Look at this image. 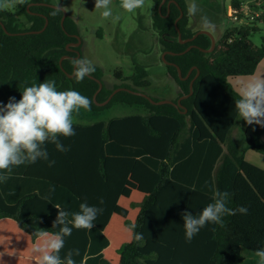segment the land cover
Returning <instances> with one entry per match:
<instances>
[{"label":"trees","instance_id":"obj_1","mask_svg":"<svg viewBox=\"0 0 264 264\" xmlns=\"http://www.w3.org/2000/svg\"><path fill=\"white\" fill-rule=\"evenodd\" d=\"M148 1L155 6L152 26L161 51L177 54L166 55V61L177 65L183 77L196 67L183 81L177 68L167 65V76L178 88L174 102L189 94L190 82L200 72L193 94L181 102L186 114L173 105H154L125 91L107 105H97L117 88L141 92L149 87L145 69L136 66L129 78L116 72L119 80H131L133 87L103 85L95 102L99 88L95 80L86 76L77 82L69 77L76 53L67 46L77 42L73 35H79L69 16L63 29L61 10L53 15L55 9L50 7L27 9L31 3L51 4L52 0L14 1L15 9L0 8V100L21 98L25 87L54 80L57 90L72 89L90 98V112H106L115 104L145 111L91 124L73 122L76 134L60 138L70 151L61 153L53 144L46 145L54 166L37 161L13 168L10 178L0 183V263L38 264L34 248L43 246L44 239L36 233L59 230L53 227L58 213L54 205L77 212L85 200L103 212L94 228L73 229L65 238L60 255L78 249L76 264H241L243 250L255 254L264 247V170L245 160L248 150L264 155V127L245 124L243 146L235 141L233 132L240 118L235 100L240 95L227 82L252 76L264 60V37L260 46L251 40L260 31L264 15L252 24L227 30L212 52H203L211 48L207 35L179 42L175 24L180 8L184 16L177 26L182 39L197 32L191 28L186 0H174L178 5L169 8L171 0H166L161 11L163 0ZM242 1L230 0V5L237 8ZM15 10L24 14L23 27ZM46 19L49 23L42 33H29L42 30ZM1 23L9 33L19 35L6 34ZM192 45L196 47L180 55ZM76 50L81 52V46ZM65 56L70 58L61 66ZM91 76L101 80L102 72L95 67ZM214 191H227V207L244 206L248 214L225 215L221 224L207 225L186 242L181 213H200L213 202ZM135 233L143 239L136 241Z\"/></svg>","mask_w":264,"mask_h":264},{"label":"clouds","instance_id":"obj_2","mask_svg":"<svg viewBox=\"0 0 264 264\" xmlns=\"http://www.w3.org/2000/svg\"><path fill=\"white\" fill-rule=\"evenodd\" d=\"M21 4L24 0H19ZM145 0H122V8L133 12L144 6ZM111 0H95V8L103 9L102 16H112ZM5 7H10L5 5ZM61 8L55 7L53 15ZM199 11L195 3L188 5L189 15H196ZM202 27H212L207 17L201 18ZM72 73L77 82H82L86 76L95 71L92 61L80 58L72 61ZM17 101L10 97L7 104L0 105V183L6 182L14 167L24 164H34L46 161L49 167L55 165V160L49 158L47 144H53L58 152L70 151L61 137L69 138L76 134L73 127V113L80 109L91 110L92 101L76 90L59 91L54 80L44 81L25 87ZM235 110L247 125L264 127V79H253L242 86L240 98L235 100ZM50 192L55 189L50 188ZM227 191L213 192V202L205 206L198 214L191 211L181 213L183 220L185 241L190 243L194 237L209 224H221L225 215L248 214V208L240 206L236 209L227 207L229 197ZM50 201L49 196L44 197ZM103 204V198L99 200ZM58 210L53 227L59 230L55 233L40 231L36 235L44 239L43 246L34 248L39 254L38 264H76L75 256H79L78 249H69L61 257L65 247V238L70 237L73 229L91 230L95 221L103 212V208L89 205L87 200L80 203L79 211L70 212L60 204H55ZM134 227V226H133ZM134 239H143L141 233H135ZM260 264H264V247L256 250Z\"/></svg>","mask_w":264,"mask_h":264},{"label":"rangeland","instance_id":"obj_3","mask_svg":"<svg viewBox=\"0 0 264 264\" xmlns=\"http://www.w3.org/2000/svg\"><path fill=\"white\" fill-rule=\"evenodd\" d=\"M14 1L19 2V0H0V8H6L5 5H9L10 7L6 9H15ZM186 3L187 8L189 4L195 3L199 9L196 15H189L192 21L191 28L208 31L216 42L227 30L238 26V23L232 21L229 16L230 0H186ZM51 4L61 7L66 13L68 12L67 16L77 25L78 36L82 41L81 57L92 61L94 66L101 70V81L104 86L112 88L115 85L125 84L133 87L131 80H119L115 74L121 71L125 78H129L133 75L135 67L140 66L147 72V80L150 82L149 87L140 89L141 92L158 100H174L178 97L176 83L167 76V65L162 59L163 52L159 51L156 60L153 59L151 49H148L149 46L140 39V34L146 28L141 17L150 11L154 12L155 6L152 1L145 0L144 6L133 12L119 11L111 2L112 16L109 18L102 16L103 9L95 8V0H52ZM15 13L23 27L24 14L17 10ZM202 17L208 18L212 25L211 28L202 27ZM258 25L260 31L253 33L251 40L260 46L262 37H264V23ZM24 27L26 26L24 25ZM154 40L155 46L160 49L156 37ZM137 51H140L141 55L135 53ZM145 54L147 57L144 56ZM253 79H264V69L252 77L229 78L227 82L240 95L242 86ZM19 99L16 97L17 101ZM8 100L9 98L5 101L0 100V105L7 104ZM144 113L145 111L138 107L115 104L110 110L101 113L80 109L73 113V122L91 124L101 120L108 121L114 117ZM244 124L245 121L239 118V126L233 132V138L240 146H243L244 143Z\"/></svg>","mask_w":264,"mask_h":264},{"label":"water","instance_id":"obj_4","mask_svg":"<svg viewBox=\"0 0 264 264\" xmlns=\"http://www.w3.org/2000/svg\"><path fill=\"white\" fill-rule=\"evenodd\" d=\"M165 3H166V0H163L162 3H161L160 6H159V11H161V8H162V6H163ZM171 4H176V5H178V3H177L176 1L171 0V1H169L168 4H167L168 8L170 7ZM32 5L44 6V7H50V8H52V9H55V7H56L55 5H53V4H48V3H31V4L28 6V8H29L30 6H32ZM60 8H61V7H60ZM61 11L63 12V16H62V19H61V25H62V28L64 29V21H65V19H66V17H67V13H66L65 10L62 9V8H61ZM183 16H184V12H183V10L180 8V17L178 18V20L176 21V24H175L176 29H177L178 34H179V42H180L181 44H186V43H190V42L194 41L199 35H207V36H209L210 39H211V48H210L209 50H203V49H201V50H202L203 52H212V51L215 49V47H216V40H215V38L212 36V34L209 33V32L206 31V30H200V31H197V32L194 34V36H193L192 38H190V39H186V40H183V39H182V35H181V32H180V30H179V28H178V26H177V23H178V21H179ZM48 23H49V21L46 19L45 26H44V28H43L42 30H40V31H32V32H29V33H31V34H39V33H42V32L47 28ZM1 26L3 27L4 31L6 32V34L11 35V36H13V35H19V34L9 33V32L7 31V29L5 28V26H4L3 23H1ZM73 37H75V38L77 39V42H76V43H70V44L67 46V50H68L69 52H75V53H76V57H74L73 59H80V58H81V52H80L79 50L73 49V47H74V48H78V47H80L81 44H82V41H81V39H80V37H79L78 35H73ZM195 47H196V46H194V45L189 46L184 52L180 53V55L187 53L188 51H190L192 48H195ZM162 55H163V56H162V59H163V61L166 63V65H172V66H175V67L177 68L179 78H180L181 80H183V81L188 80V79L190 78V75H191L192 71L196 69V67H193V68L189 71V73H188L185 77H183V75H182V71H181V69H180L177 65L172 64V63H169V62L166 61V55H177V54H176V53H173V52L165 51V52H163ZM68 58H70V57L65 56V57H63V58L61 59V61H60L61 66H62V61H63L64 59H68ZM199 74H200V72H199V70H198V71H197V75L191 80V82H190V92H189V94L186 95V96H182V97H180V98L177 100V102H174L173 100H167V99H163V100L155 101L153 98H151L150 96L146 95V94L143 93V92H137V91H133V90H131V89H127V88H117V89H115V90L112 92V94L108 97V99H107L106 101H104L103 103H97V102H96V98H97V95L100 93V91L103 89V83H102L101 80H99V79H97V78H95V77H93V76H91V75H89V78L95 80V81L99 84V88H98V90L96 91V93H95V95H94V101H95L96 104L99 105V106H105V105H107L117 93H119V92H121V91H125V92H129V93H131V94H135V95L141 96V97H143V98H146L148 101H150V102H151L152 104H154V105H164V104H170V105H173L174 107L183 110L181 113L186 114V113H187V109L184 108V106L182 105L181 102H182V100L189 98V97L193 94V85H194V81L198 78ZM69 77H73V75H71V76H69Z\"/></svg>","mask_w":264,"mask_h":264},{"label":"crops","instance_id":"obj_5","mask_svg":"<svg viewBox=\"0 0 264 264\" xmlns=\"http://www.w3.org/2000/svg\"><path fill=\"white\" fill-rule=\"evenodd\" d=\"M111 2H113L116 9H118L119 11H124V9L121 6L122 0H111ZM67 15H69L68 12H67ZM152 16H153V11L152 12L150 11L144 17H141L142 22H145V24H146V28L144 29L145 31H143L140 34V39L142 41H144L146 43V45L149 46L148 49H151V56L153 57V59L156 60V58L158 57V52L159 51L162 52V51H161V47L159 49L154 44V42H155L154 39L157 36V34L155 33L153 26H152ZM190 25L192 26L191 20H190ZM198 30H200V29H197V31ZM156 41H157V38H156ZM139 52L140 51H137L135 53L138 54ZM139 55H141V53H139ZM144 56L147 57L146 54ZM263 62H264V60L257 67V70L254 73V75H257L259 73V71H262L264 69V63ZM254 75H252V76H254ZM252 76H249V77H252ZM168 98L173 99L174 97H168ZM261 139L264 142V131H263V134H261ZM245 160L247 162H249L250 164L264 170V155L263 154L257 153V152L252 151V150H248L245 153ZM242 254H243L244 260L241 262V264H260V258L256 254H254L248 250H243ZM1 262L2 263H0V264H6L4 261H1Z\"/></svg>","mask_w":264,"mask_h":264},{"label":"built area","instance_id":"obj_6","mask_svg":"<svg viewBox=\"0 0 264 264\" xmlns=\"http://www.w3.org/2000/svg\"><path fill=\"white\" fill-rule=\"evenodd\" d=\"M264 15V0H243L239 7L230 5V19L238 25H249Z\"/></svg>","mask_w":264,"mask_h":264},{"label":"flooded vegetation","instance_id":"obj_7","mask_svg":"<svg viewBox=\"0 0 264 264\" xmlns=\"http://www.w3.org/2000/svg\"><path fill=\"white\" fill-rule=\"evenodd\" d=\"M29 5H30V4H29ZM29 5H28V6H29ZM28 6H27V9H29V8L31 7V6H30V7L28 8ZM73 49H76V48L73 47Z\"/></svg>","mask_w":264,"mask_h":264}]
</instances>
